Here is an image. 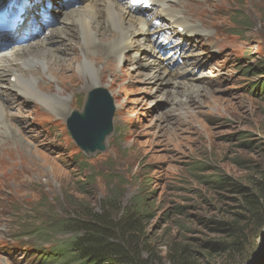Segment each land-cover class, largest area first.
<instances>
[{"label":"rangeland","instance_id":"obj_1","mask_svg":"<svg viewBox=\"0 0 264 264\" xmlns=\"http://www.w3.org/2000/svg\"><path fill=\"white\" fill-rule=\"evenodd\" d=\"M57 1L51 31L67 24L70 13L83 5L81 0ZM181 1L197 12L189 23L200 32L179 33L151 8L144 16L158 19L153 26L160 33L137 43H131L134 35L129 37L132 45L122 61L110 52L102 60L99 53L88 55L98 73L97 87L77 67L82 59L77 53L86 48L77 33L79 47L75 43L69 57L60 59L63 65L46 71L54 82L47 81L49 92L62 96L66 108L71 105L63 119L42 99L0 81V156L6 163L0 162V264H43L32 262L23 247L57 242L61 235L44 236V226L52 214L78 217L74 198L93 211H101L109 198L118 210L148 201L152 215L146 229L161 256L168 239L204 238L209 235L206 222L225 218L224 211L238 205L235 194L211 182L224 175L243 183L255 178V167H264V100L248 94L246 87L255 79L239 71L264 59V0L164 3L181 11L176 7ZM128 3L121 0L123 6ZM104 25L113 31L107 16ZM16 47L1 45L0 60ZM16 65L24 71L39 68ZM37 83L45 82L38 78ZM101 87L113 99V132L103 152L84 156L81 163L88 168L81 171L74 158L78 149L63 125L72 109L81 111L76 110L80 97ZM77 92L82 93L73 96ZM33 229L38 233L30 234Z\"/></svg>","mask_w":264,"mask_h":264},{"label":"trees","instance_id":"obj_2","mask_svg":"<svg viewBox=\"0 0 264 264\" xmlns=\"http://www.w3.org/2000/svg\"><path fill=\"white\" fill-rule=\"evenodd\" d=\"M241 71L248 78L263 76L252 81L248 89L253 97L264 100V59ZM75 157L84 159L81 153ZM77 164L81 171L88 168ZM260 169L255 167V178L243 183L217 175L211 183L220 191L235 194L238 205L225 210V218L206 222L209 235L204 238L168 239L163 256L152 247L146 229L152 214L144 199L118 210L114 198H109L100 206L101 211H93L74 198L72 207L80 208L78 217L52 214L44 226V236L61 235L59 240L47 247L32 245L25 251L43 264H264V167ZM31 233H38V229Z\"/></svg>","mask_w":264,"mask_h":264},{"label":"bare ground","instance_id":"obj_3","mask_svg":"<svg viewBox=\"0 0 264 264\" xmlns=\"http://www.w3.org/2000/svg\"><path fill=\"white\" fill-rule=\"evenodd\" d=\"M76 1L78 3L80 2V0ZM81 1H83V5L74 9L66 18L67 21L65 22L67 24L47 32L45 28H49L51 23L44 24L35 22L34 25L38 27L39 31L33 35L29 34L28 42L14 50L12 55L7 56L3 61L0 60V81H8L7 87L15 88L21 93H29L36 98L42 99L44 103L52 109L55 116L61 119L68 113L63 97L60 96V98H57L52 96L49 92L51 91V85L49 83H37V80L39 78L42 81L48 80L53 82V76H51V74H46V71L53 66L63 65L60 64L59 61L60 59L69 57L71 53L70 49L76 43H74V40H76L77 33L81 37L80 41L84 40L86 47L84 50L77 53L78 58H82L81 62L77 64V67L79 69L81 68V71L85 72L87 77H90L92 82L91 87L93 88L100 84L97 77V70L92 65V61L88 56L91 52L99 53L98 58L101 60L106 53L110 52L115 55L118 61H122L123 54L128 51L129 47L132 45L129 44L131 33L134 34L135 38H138L135 42L134 38H132L131 43H137L140 40H145L146 36L154 37L155 34L161 32L160 28H155L153 26L152 20L138 15L137 12L129 8V5L122 6L120 0ZM164 1L165 0H151V5L155 14L166 18L170 25H174L177 28L181 27L183 29L182 34L184 35L199 33V30L195 29L193 24L189 23L187 19L194 18L197 15V12L190 7L188 2L181 1L178 6H176L181 9V11H176L166 6ZM198 2L201 4L202 0H198ZM6 3V10L14 8L8 1H6ZM37 3V1L31 3L30 12L35 9ZM106 16L111 19L114 31H110L108 27H105L104 23ZM73 25H77V28H73ZM143 34L146 36L143 37ZM54 43L65 44L51 46L54 45ZM75 47H79V45L76 43ZM56 59L58 65H54L56 64ZM15 64H17L16 67H27L28 64H34L38 65L39 68L24 71L23 69L14 68L13 66H15ZM165 72L166 71H161V75H164ZM80 93L82 92H77L74 95ZM0 107L3 108L2 104H0ZM2 158L3 157L0 156V162H4ZM13 162L12 160L11 163H8V167H12Z\"/></svg>","mask_w":264,"mask_h":264},{"label":"water","instance_id":"obj_4","mask_svg":"<svg viewBox=\"0 0 264 264\" xmlns=\"http://www.w3.org/2000/svg\"><path fill=\"white\" fill-rule=\"evenodd\" d=\"M85 107L82 115L69 120V133L83 152L100 151L103 138L110 133L111 99L105 93H94Z\"/></svg>","mask_w":264,"mask_h":264}]
</instances>
